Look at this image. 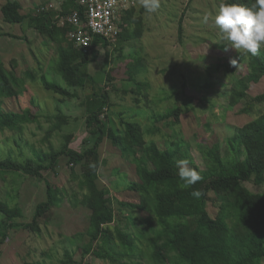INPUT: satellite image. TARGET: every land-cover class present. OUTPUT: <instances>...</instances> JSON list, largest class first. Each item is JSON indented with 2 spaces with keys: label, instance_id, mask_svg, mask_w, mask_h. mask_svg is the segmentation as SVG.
<instances>
[{
  "label": "trees",
  "instance_id": "1",
  "mask_svg": "<svg viewBox=\"0 0 264 264\" xmlns=\"http://www.w3.org/2000/svg\"><path fill=\"white\" fill-rule=\"evenodd\" d=\"M191 1L193 0L189 1L180 18V37ZM223 2L225 0L221 3ZM227 2L245 4L252 0ZM64 7L58 16L50 9H31L23 13V5L19 0H6L1 11L6 22L27 25L56 47L57 71L67 86L50 80L40 61V74L33 72V78L40 79L47 90L59 95L61 102L77 96L71 88L92 87L93 94L85 98V123L93 138L86 139L83 151L71 146H65L59 151L40 148L34 149L33 155L23 161L15 159L12 153L0 159L2 177L23 173L44 178L46 182V199L37 204L31 221L18 220L24 217L20 205L12 204L8 199L0 201V214L4 215L0 221V246L17 227L41 233V221L44 217L67 200L63 187L45 176L50 172L57 174L58 164L65 156L68 158L70 178L79 181L82 190H72L69 201L87 207L91 216L88 229L74 236V243L77 249L81 250L82 259H77L74 251L67 250L59 264H92L93 258L96 257L107 259L111 264H264V191H252L244 184L253 180L256 184L264 185V110L253 120L238 126L234 134L228 137L227 154H223L219 142L203 149L205 156L210 160L206 169L183 148V140L174 141L173 145L162 148L157 141L147 138V130L140 122L125 119L122 113L118 114L120 123L114 122L109 89L99 88V77L89 72L90 65L98 59L100 46L109 48L117 42L142 38L146 28L145 17L142 13H136V7L132 8L122 18L123 29L117 41L96 36L93 45L86 51L70 39L69 31L72 26L68 23L59 24L62 16L80 6L76 0H66ZM82 14L84 17L83 10ZM0 36L29 41L26 35L17 36L3 31L1 27ZM116 47V50L122 53L123 48L118 45ZM217 48L225 51V45L220 42L215 43L214 49ZM237 54L247 64L243 73L231 81L212 79L205 83V87H222L227 91L229 106L244 102L243 112L249 114L257 105L264 108V93L252 95L249 92L252 84L260 82L264 77V49L256 56L243 55L239 51ZM109 56L110 51H107V65ZM127 66L128 74L135 81V85L130 90L125 87L122 92L134 93L137 101L140 100V95L149 98V94L144 92L149 87V82L138 81L136 78L138 74L148 70L147 60L134 56ZM214 66L215 69L223 66L226 74L235 73L232 67L225 64ZM107 77L109 81L113 79L110 73ZM26 80L19 71V60L13 57L9 68L0 54V134L13 126L22 130L29 123H40L39 115L31 108H25L21 113L13 112L11 117L15 119H12V123H9L3 114V100L24 95L28 89ZM182 113V106L177 105L164 113L154 115L153 118L164 120L174 117L175 123H180ZM151 130L148 129L149 132ZM106 140L117 150L138 156L140 159L136 166L138 179L127 183L130 191L139 194V200H120L118 204L121 208L142 211L143 215L139 221L142 228L137 226L136 215H126V220L137 230L122 234L124 242L119 249L108 246V239L101 241L102 236L106 234L105 226L116 220L111 206L112 198L106 189L99 186L103 164L100 145ZM181 159H187L189 166L197 170L202 177L191 187H184L179 179L176 161ZM194 190L202 191L203 195L199 199L193 197L191 192ZM212 192L215 197L211 195ZM9 196L16 197L11 193ZM209 201L219 209L216 216H212L208 210ZM136 241L143 243L147 252L143 253ZM165 249H168L171 255H168ZM90 256L92 259H89ZM25 264L46 263L26 260Z\"/></svg>",
  "mask_w": 264,
  "mask_h": 264
},
{
  "label": "rangeland",
  "instance_id": "2",
  "mask_svg": "<svg viewBox=\"0 0 264 264\" xmlns=\"http://www.w3.org/2000/svg\"><path fill=\"white\" fill-rule=\"evenodd\" d=\"M5 1L0 0V6ZM39 1L22 0V11L29 12L31 4ZM51 1L58 3L63 0ZM189 1L160 0L157 12L145 15L146 28L142 38L117 42L109 48L100 46L98 59L90 65L89 72L99 77V88L109 89L114 112L111 115L116 124L121 121L118 116L120 113L125 119L140 122L147 130V138L157 141L162 148L173 145L174 141L183 140V148L206 169L210 160L205 156L203 149L219 142L223 154H227L228 137L234 134L238 126L257 117L264 108L257 105L251 113H244L245 103L229 106L227 91L222 87H205V83L212 79L231 81L239 77L247 64L237 54L238 50L223 52L220 48L214 49L215 43L221 42V33L214 17L223 0L191 1L183 24L182 37L179 36L180 18ZM205 15L208 17L206 22ZM0 27L5 32L17 36L26 35L29 38V41H26L11 36H0L2 58L9 68L13 57L19 60V71L27 79L28 86L24 95L3 100L4 117L12 123V119H15L11 117L13 112L21 113L25 108H31L39 115L40 121L29 123L22 130L16 126L6 128L0 134V159L12 153L15 159L23 161L33 155L34 149L40 148L59 151L65 146H71L83 151L86 139L93 138L85 123V98L93 94L92 87L71 88L77 96L61 102L59 95L47 90L40 79L33 78V72L40 74L38 67L39 63H42L50 80L67 86L57 71L56 47L27 25L6 22L1 12ZM116 45L123 48L122 53L116 50ZM107 51H110L108 65ZM134 56L144 57L148 65V70L138 74L136 78L138 81L149 82V87L144 90L149 94V98L140 95L139 101L135 100L134 93L122 92L125 87L130 90L135 85L127 71V64ZM232 60L237 61L236 66H233ZM216 64L230 66L235 73L226 74L223 66L215 69ZM108 73L113 77L111 81L108 80ZM249 92L252 95L264 93V77L260 82L252 84ZM177 105L183 109L180 123H175L174 117L164 120L153 118L154 115L164 113ZM150 128L151 132L148 131ZM100 153L103 164L99 186L106 189L111 196V206L116 217L115 222L105 226L106 234L102 236L101 241L108 239V246L119 249L124 242L122 234L137 230L126 220V215H136L137 226L142 228L139 221L143 212L121 208L118 204L120 200H139V194L130 191L127 183L138 179L136 166L140 159L138 156L117 150L109 140L101 143ZM67 160L65 156L61 158L57 174L50 172L45 175L47 179L63 187L67 200L44 217L41 221V233H35L25 227L12 230L7 241L0 246V264H25L26 260L59 264L67 250L74 251L76 258L82 259L81 250H78L74 243V236L88 229L91 211L82 204L69 201L72 190H82L79 181L71 180ZM77 169L80 171V166ZM244 184L252 191H264V185L256 184L253 180ZM10 193L16 197L11 198ZM211 195L215 197V193L212 192ZM7 199L23 209L24 217L18 220L31 221L37 204L46 199V182L44 178L23 173H13L5 178L0 175V201ZM208 210L212 216H216L219 209L209 201ZM3 217L4 215L0 214V221ZM136 244L143 249V253L147 252L143 243L136 241ZM165 251L171 255L168 249ZM144 256L146 259V255ZM89 259H92V256ZM92 264L111 263L107 259L96 257L93 258Z\"/></svg>",
  "mask_w": 264,
  "mask_h": 264
},
{
  "label": "clouds",
  "instance_id": "3",
  "mask_svg": "<svg viewBox=\"0 0 264 264\" xmlns=\"http://www.w3.org/2000/svg\"><path fill=\"white\" fill-rule=\"evenodd\" d=\"M146 13L152 14L160 8V0H139ZM208 17L205 15L204 20ZM214 22L222 35L220 43L225 45V51L230 48L238 50L243 55L256 56L264 49V0H252L250 3H221L215 13ZM233 66L237 65L232 60ZM179 179L184 187H191L202 179L197 170L190 167L187 159L176 161ZM191 195L199 199L203 193L194 190Z\"/></svg>",
  "mask_w": 264,
  "mask_h": 264
},
{
  "label": "built area",
  "instance_id": "4",
  "mask_svg": "<svg viewBox=\"0 0 264 264\" xmlns=\"http://www.w3.org/2000/svg\"><path fill=\"white\" fill-rule=\"evenodd\" d=\"M76 2L80 7L62 16L59 24H70L72 26L69 31L70 39L86 51L93 45L96 36L117 41L123 29L122 18L139 4V0H76Z\"/></svg>",
  "mask_w": 264,
  "mask_h": 264
},
{
  "label": "crops",
  "instance_id": "5",
  "mask_svg": "<svg viewBox=\"0 0 264 264\" xmlns=\"http://www.w3.org/2000/svg\"><path fill=\"white\" fill-rule=\"evenodd\" d=\"M22 5H24V3L22 2V0H19ZM6 2V1H5ZM3 2L0 6V12L2 14V11H1V7L2 5L5 3ZM32 5V8L31 9H36V10H43V9H50L52 10L53 12H56V16H58L61 12H63L64 10V0L63 1H60L58 3H56L55 1H51V0H40L38 3L37 2H34L31 4ZM136 13L137 14H140L142 13V15L145 17L146 15V12L144 11V9L140 6V4H138V6H136ZM23 10V9H22ZM143 11L145 13H143ZM23 12V11H22ZM24 13V12H23ZM32 29V28H30ZM35 31V30H34ZM36 32V31H35ZM37 33V32H36Z\"/></svg>",
  "mask_w": 264,
  "mask_h": 264
}]
</instances>
